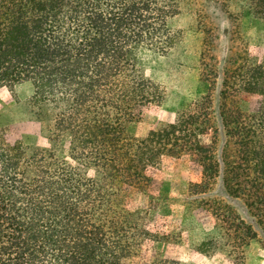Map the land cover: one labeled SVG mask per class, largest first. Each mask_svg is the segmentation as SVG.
<instances>
[{"label":"trees","instance_id":"obj_1","mask_svg":"<svg viewBox=\"0 0 264 264\" xmlns=\"http://www.w3.org/2000/svg\"><path fill=\"white\" fill-rule=\"evenodd\" d=\"M174 1L0 0V88L29 91L9 109L22 110L9 115L25 128L0 127V264H181L157 247L178 234L149 213L164 157L187 158L198 179L186 209L214 219L194 251L231 258L262 242L264 61L232 72L223 53L218 65L204 64L214 80L191 110L135 132L140 109L160 102L138 52L170 48ZM237 1L264 21V0ZM219 181L262 238L209 196Z\"/></svg>","mask_w":264,"mask_h":264},{"label":"rangeland","instance_id":"obj_2","mask_svg":"<svg viewBox=\"0 0 264 264\" xmlns=\"http://www.w3.org/2000/svg\"><path fill=\"white\" fill-rule=\"evenodd\" d=\"M173 4L178 5L180 11L173 15L169 23L170 48L164 51L165 54L147 48L138 52L139 67L145 70L146 77L160 96V102L140 109V119L133 123L139 135L146 134L158 121H171L179 113L191 110L197 98L210 91V82L214 78L204 71V64L209 67L218 65L216 58H222L223 53H227L229 58L225 67L232 72L244 62L264 61V21L253 18L250 10L240 7L237 0H176ZM213 6L219 10L214 11ZM163 39L162 35L157 40L160 42ZM219 81H214L216 93ZM28 94L29 91L22 86L12 90L0 88V127L14 124L20 129L25 128L9 115L12 113L14 117L22 110L9 109L15 105V99L23 101ZM21 138L28 141L29 136L25 132ZM197 179L185 157H164L159 163L148 193V198L156 200L158 206L149 213L155 219L164 218L170 231L178 237L172 243L158 244V250L164 256L180 260L181 264H264V238L260 234V226L240 200L226 198L220 181L212 186L209 196L228 202L232 212H237L246 223H251L263 240L261 243H250L231 258L219 254L205 256L193 250L202 234L214 225V219L206 210L186 209L188 184ZM134 196L132 204L143 206L138 202L144 201L143 198ZM221 209L227 210L224 207Z\"/></svg>","mask_w":264,"mask_h":264}]
</instances>
